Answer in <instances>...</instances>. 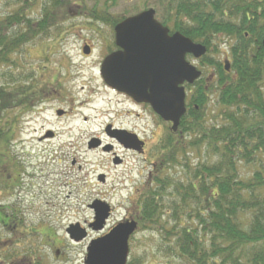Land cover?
I'll list each match as a JSON object with an SVG mask.
<instances>
[{"label": "trees", "instance_id": "1", "mask_svg": "<svg viewBox=\"0 0 264 264\" xmlns=\"http://www.w3.org/2000/svg\"><path fill=\"white\" fill-rule=\"evenodd\" d=\"M13 2L0 17V198L17 180L9 149L13 130L3 117H14L17 108L38 99V93L29 94L38 79L27 81L33 75L18 71L14 54L58 29L72 8L89 26L102 22L111 30L148 7L132 5L116 15L110 14L116 0ZM151 7L170 32L205 46L199 64L213 76L203 73L186 86L191 95L181 118L183 134L170 139L165 153L169 166L179 170L155 177L144 206H137L140 226L159 235L155 251L143 258H165V264H264V0H154ZM213 96L219 106L208 114ZM244 167L251 174H243ZM133 262L144 260L138 256Z\"/></svg>", "mask_w": 264, "mask_h": 264}, {"label": "rangeland", "instance_id": "2", "mask_svg": "<svg viewBox=\"0 0 264 264\" xmlns=\"http://www.w3.org/2000/svg\"><path fill=\"white\" fill-rule=\"evenodd\" d=\"M82 1L86 5L92 3V0H71L73 3L80 2L81 4ZM153 2L154 0H116V4L111 7V12L119 15L129 10L132 5L139 7L146 4L151 7ZM15 6L13 0L9 2L0 0V17L10 12ZM71 10L70 15L58 29L22 46L14 54V58L20 64V68H18L20 73H32L34 77L38 74L40 77L47 76L48 73L55 74L57 69L59 70L58 74L64 79L63 84L61 83V91L72 97L71 102L74 99L71 106L76 107L75 116L87 117V122L84 125L81 124L82 118L76 119L72 123H77V126L85 130V133L82 134L80 129L79 137L71 138V143L65 141L60 144L57 139H44L43 141L36 139L37 134H42L47 129L57 132L60 125L63 124L58 125L51 117L52 109L49 107L62 105L60 102L54 101L48 105L49 109L42 117L44 119L35 120L36 131L32 140L25 142L27 138H24V143H13L9 147L15 159L14 163L19 167L17 171L21 179L19 188L15 187L12 191L13 195L7 197L8 201L17 202L22 217L26 219L37 220L42 217L43 212H48L49 209L51 218L61 224L73 219L89 220L93 216V211L88 206L93 199L100 196H105L106 199L117 204L121 187H129L130 178H134L138 182L139 179L146 176L147 172L146 168L142 167L144 163L141 156L114 147L115 153L124 160L121 166L116 167L112 162L116 154L113 155L111 151H102L97 147L88 149L85 145L86 141L89 142L91 135L96 137L95 135L102 131L106 121L114 118L116 123L124 122L128 126L133 124L138 126L141 121L134 117L120 116L122 111L133 109L132 106L121 97L106 91L96 79L88 78L96 72L93 64L97 60V50L107 42L108 28L105 29V26L100 22L89 26L86 24L88 22L86 17L78 14L75 8ZM36 15V11L31 14V16ZM59 30L62 32L56 37L55 34ZM84 41L91 42L95 47V52L90 58H83L79 54ZM188 60L197 64L200 62V58L194 59L192 56L188 57ZM41 65H49L56 70L53 69L52 73L48 71L42 73ZM64 65H67V68ZM66 69L69 70V73L65 72ZM75 71L78 72V77H76ZM203 71L204 75L209 78L213 76L210 73V71L212 72L210 67H203ZM65 73L68 76H64ZM83 84L86 85L84 90L81 89ZM90 86L92 90L96 91L92 98L93 101L87 105H80L82 100L91 99L87 92ZM48 87L54 88L55 86L49 85ZM52 91L53 89L50 93L55 94ZM215 101V96H213L208 106V114L213 107L218 108L219 105H215ZM129 118L130 121H128ZM70 119L68 118L64 122H69ZM138 132L144 133L142 130H138ZM100 145L102 148L105 147L104 144ZM196 153L194 151L193 157H196ZM191 162L194 161L191 160ZM78 166L80 169L77 168ZM174 167L172 170H179ZM248 170L244 167L243 174H251ZM100 174L105 176V182H100L97 179ZM116 210L111 220L120 217L122 210ZM158 240L159 235L153 231L138 232L132 242L131 258L135 259L139 256L141 261L144 260L142 264H165V258L152 256L143 258V253L155 251ZM1 245L2 243H0ZM0 264H2L1 261Z\"/></svg>", "mask_w": 264, "mask_h": 264}, {"label": "flooded vegetation", "instance_id": "3", "mask_svg": "<svg viewBox=\"0 0 264 264\" xmlns=\"http://www.w3.org/2000/svg\"><path fill=\"white\" fill-rule=\"evenodd\" d=\"M110 14L116 13L110 12ZM121 20L122 19L118 20L116 23ZM100 23L103 24L102 22ZM103 25L105 26V29L108 28L105 24ZM114 26L111 30L109 28L107 29V42L97 50V60L93 64V67L96 68V72L88 78L90 80L96 79L102 84L106 91L121 97L132 106L133 109L122 111L119 114L120 116L134 117L136 120L141 121V123L138 126L136 124L128 126L127 124H124V122L116 123L113 118L106 121L102 131L98 135H95L96 137L91 135L89 142L86 141L85 145H87L88 148L89 143H97V148H101L103 151L100 144H104L103 146L107 148V151L105 152L111 151L113 155L116 154L114 159H112V162L116 167L121 166L124 160L121 156H118L117 153H115L116 150L113 149L114 147L143 157L144 164L142 167L147 170L146 176L143 179H139L138 182H136L134 178H130L128 183L130 186L124 188L121 187L119 190V200L117 204L106 199L105 196L96 198L106 202V205L109 206L108 216L103 223H101L100 227H96L99 225L93 223V210V216L89 220L80 221L78 219H73L61 224L60 222L57 223V220L51 218L48 209L49 207L47 206L46 208L48 209V212L42 211L41 218L37 220L26 219L22 217L18 208V203L8 201L7 197L13 195V192L8 193L11 189L5 192L1 190L2 193H7L0 198V206H2L3 209V211L0 212V243H2L0 246V261L2 264H86L88 248L94 239L104 237L118 223L132 220L137 221V226L129 235L128 260L130 259L129 264H134L133 258H131V250L135 235L142 230L153 231L156 233L155 229L142 228L140 226L138 222L140 211L137 206H144L143 200L147 199L145 196L148 194L151 187L155 185V177L156 179L159 177L161 178L166 171L172 170L174 167L169 166L167 161H165V153L170 149V147H167L170 144V139H177L183 134L180 127L182 117L179 118L177 125L173 128V122L161 118L156 114L149 103L137 101L131 96L106 84L101 74L102 61L107 55L120 51V47L115 43ZM83 43L90 46V52L85 54L82 51L81 46L79 54L83 58H90L95 52V47H93L91 42L84 41ZM64 66L67 68V65ZM53 69L54 71L56 70V68L49 67V65L40 66V71L42 73H45L46 71L52 73ZM58 71L59 70L57 69L55 74L48 73L47 76L40 77V74H38L35 77H28L29 79H27V81H35L38 79L39 85L34 86L33 90L31 89L32 91L29 93L31 98H35L36 93H38V99H36L38 102L35 105L36 101H32L30 107L17 108L14 117H7V115L3 117V125L5 127H10L13 130L10 139L11 144L24 143V138H27L25 142L32 140V136L36 131L34 126L36 125L35 120L44 119L42 117L45 111L49 108L52 109L51 117L53 118V121L58 125L61 123L63 124L60 125V129L57 132L47 129L44 133L37 134L35 137L38 141H43L44 139H57L60 141V144L65 141L71 143L72 141L70 139L79 137L81 130L82 134L85 133V130L77 126V123L72 122L76 119L82 118L83 122L81 124L84 125V123L87 122V117L81 115L75 116L77 113L75 112L76 107L71 106L73 105L74 99L71 102L72 97H69L66 92L61 91V83L63 84L64 79L62 78L63 76L58 74ZM202 71L203 70H201V72ZM65 72L69 73V70L66 69ZM66 73L64 76H68ZM75 74H77L76 77L79 76L77 71H75ZM49 85L55 87H48ZM85 88V84L81 85L82 90ZM52 89V92L55 94L50 93ZM186 91L188 94L186 97L187 103L191 95V89L186 87ZM87 92L91 99L82 100L80 105H87L93 101L92 98L95 96L94 93L96 91L92 90L90 86L88 87ZM54 101L60 102L62 105L55 107L51 106L48 108V105ZM115 117H117V115H115ZM68 118H71L69 122H64L65 120H68ZM128 121H130V118ZM114 129L126 130L133 135L136 139V143L140 146L139 149L125 148L118 140L116 136L118 134L113 132ZM138 130H142L144 133L141 134ZM167 165L169 167H166ZM16 167L19 168L18 166ZM77 168L80 169V166ZM16 175H18L16 176L17 180L12 183V186H14V188H19V180L21 178L18 171ZM97 179H99V176H97ZM116 209L122 210V213L120 214V217L111 220L115 211H117Z\"/></svg>", "mask_w": 264, "mask_h": 264}, {"label": "water", "instance_id": "4", "mask_svg": "<svg viewBox=\"0 0 264 264\" xmlns=\"http://www.w3.org/2000/svg\"><path fill=\"white\" fill-rule=\"evenodd\" d=\"M154 13L153 8H147L115 25V43L120 51L103 59L101 74L107 85L137 101L149 103L161 118L172 121L174 128L185 112L183 84L192 83L200 75L186 55L199 58L206 48L181 33L169 34ZM89 51V46L84 45L83 52L88 54ZM224 66L229 69L227 62ZM113 132L118 134L124 147L139 149L135 137L126 130ZM92 146L97 144L89 143V147ZM99 179L102 180V175ZM90 206L95 212L93 223L100 227L109 208L98 200ZM135 228V221L119 223L104 237L94 239L88 248L86 264H125L128 238Z\"/></svg>", "mask_w": 264, "mask_h": 264}]
</instances>
